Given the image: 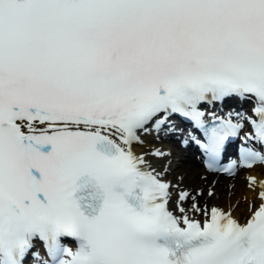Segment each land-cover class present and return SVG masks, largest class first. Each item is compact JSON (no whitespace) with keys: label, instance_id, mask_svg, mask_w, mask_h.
<instances>
[{"label":"snow or ice","instance_id":"1","mask_svg":"<svg viewBox=\"0 0 264 264\" xmlns=\"http://www.w3.org/2000/svg\"><path fill=\"white\" fill-rule=\"evenodd\" d=\"M174 117L264 164V0H0V264H264V181L241 223L135 151Z\"/></svg>","mask_w":264,"mask_h":264},{"label":"bare ground","instance_id":"2","mask_svg":"<svg viewBox=\"0 0 264 264\" xmlns=\"http://www.w3.org/2000/svg\"><path fill=\"white\" fill-rule=\"evenodd\" d=\"M244 108H246L244 106ZM143 145H134L135 151H149L152 148L160 149L169 155L163 158L149 157L154 166L161 170L164 165H168L166 175L180 174L181 178L174 181V184H180L181 188L190 190L193 194L200 189L203 190L204 195L199 198L200 203L203 204L205 200L209 206L216 205L227 211L232 209V215L239 220H245L254 210L255 207L261 204L258 198V193L261 191L259 182L264 179V165L245 170L240 177H227L226 175L215 174L203 169V157L199 154L190 156L182 155V150L178 145L173 144L168 147L161 143H149L145 137ZM169 148V150H167ZM248 177H255L257 183L254 189L249 187ZM167 178V177H166ZM192 180L187 187L184 181ZM209 188H212L215 195L208 198L207 193ZM190 202V201H189ZM252 205L251 210L249 205Z\"/></svg>","mask_w":264,"mask_h":264},{"label":"rangeland","instance_id":"3","mask_svg":"<svg viewBox=\"0 0 264 264\" xmlns=\"http://www.w3.org/2000/svg\"><path fill=\"white\" fill-rule=\"evenodd\" d=\"M241 175H243L242 172H241L238 176H236V177L238 178V177H240ZM180 178H181V175H180V174H177V175L175 176L174 181L176 182V181H178ZM192 180H197V179L195 178V179H190V180L184 181V183L186 184L187 187L189 186V183L192 182ZM188 182H189V183H188Z\"/></svg>","mask_w":264,"mask_h":264}]
</instances>
